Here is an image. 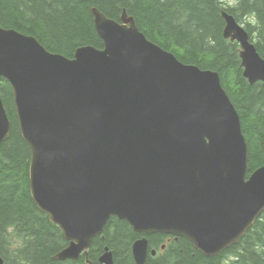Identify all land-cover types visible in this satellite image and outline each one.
Listing matches in <instances>:
<instances>
[{"label": "water", "instance_id": "obj_1", "mask_svg": "<svg viewBox=\"0 0 264 264\" xmlns=\"http://www.w3.org/2000/svg\"><path fill=\"white\" fill-rule=\"evenodd\" d=\"M92 13L104 49L83 46L73 59L0 27V79L31 151V196L69 242L53 259L78 260L112 217L144 236L136 264H146L154 234L223 253L264 213V165L249 175L241 118L219 73L181 62L126 12L120 21ZM222 15L243 76L264 83V58ZM10 132L0 96V145ZM100 262L114 264L108 248Z\"/></svg>", "mask_w": 264, "mask_h": 264}, {"label": "trees", "instance_id": "obj_2", "mask_svg": "<svg viewBox=\"0 0 264 264\" xmlns=\"http://www.w3.org/2000/svg\"><path fill=\"white\" fill-rule=\"evenodd\" d=\"M120 21L124 12L135 19L148 40L185 64L219 73L222 87L238 111L248 143V171L264 165V83L251 85L243 76L240 46L223 37L224 11L244 26L264 58V0H0V27L36 38L49 52L73 59L83 46L104 49L92 9ZM0 96L11 132L0 145V256L4 264H101L109 248L115 264H136L133 243L142 236L125 221L112 217L104 232L77 261H55L68 246L61 230L35 204L30 192L31 151L19 128L10 83L0 79ZM22 246L12 248L14 236ZM147 264H264V213L234 246L206 257L184 238L147 237ZM257 245L261 250L257 251ZM164 247V248H163ZM151 255V254H150Z\"/></svg>", "mask_w": 264, "mask_h": 264}, {"label": "clouds", "instance_id": "obj_3", "mask_svg": "<svg viewBox=\"0 0 264 264\" xmlns=\"http://www.w3.org/2000/svg\"><path fill=\"white\" fill-rule=\"evenodd\" d=\"M224 2L228 3L232 7H235L238 0H224ZM14 229H15V225H9L6 230L8 233L13 234V236H14ZM20 246H22L21 240L14 236L11 247L16 248V247H20ZM260 250H261L260 246L257 245V251L259 252ZM21 264H24V262L22 261ZM224 264H229L228 260H225Z\"/></svg>", "mask_w": 264, "mask_h": 264}]
</instances>
